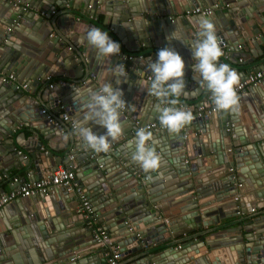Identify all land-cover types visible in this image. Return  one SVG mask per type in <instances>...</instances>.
Returning a JSON list of instances; mask_svg holds the SVG:
<instances>
[{"label": "water", "instance_id": "1", "mask_svg": "<svg viewBox=\"0 0 264 264\" xmlns=\"http://www.w3.org/2000/svg\"><path fill=\"white\" fill-rule=\"evenodd\" d=\"M92 1L94 0H21L14 5L10 0H0V45L2 39L7 37L5 33L7 26L19 20L22 24V18H31L32 14H25V10L20 4L27 3V8L37 7L39 4L42 11L55 12L54 15L48 16L47 22L48 29H54L56 32L55 42L59 41L60 45L72 42L86 46L87 42L82 38L86 36L91 27L97 26L89 18V13L93 16L95 12L86 11ZM125 1L131 3L135 0ZM139 1L143 5L139 15H146L145 21H143L145 27L142 29L150 33L148 37L142 39L139 37V39L150 48L158 45L160 49L168 47V45L161 27V18L156 19L155 15L165 16L170 10L183 13L198 4L207 2L206 0ZM247 1L254 2L253 7L247 8V10L243 6L240 10H227L221 14L215 12L213 16L183 15L179 19V23L188 40L190 39L188 43H191L198 35L199 20L207 18L216 27V35L223 51L218 63L228 64L230 67L231 64L238 63L242 52L251 51L248 45L241 47L243 42L255 40L258 44H264V15L257 6L258 0ZM216 3L217 6L213 5L212 8L216 9L225 5L230 7V4L224 0H216ZM235 5L237 6V4ZM17 26L19 25L14 26L13 33L15 35H17L15 32L18 29ZM97 28L99 27L97 26ZM74 37L76 38L74 39ZM8 38L3 41L5 46L12 41L11 38ZM12 48L16 49V47H10L11 52H9L12 54L11 57H14L11 62L13 67H10V71L7 73L11 71L19 73L21 65L31 67L32 62L28 63L27 61L29 58H25L20 50L15 54ZM89 49L93 50L91 52L93 58L89 60H85L88 56L86 49L75 52L72 50L69 54L62 51L58 55V57L62 55L64 60L65 58L70 59L72 56L70 59L72 61V53H74L77 56V62H80V74L76 72L77 75H71L69 72L67 77H60L55 84L46 82L39 98L32 100L25 98L24 101H21L22 94H20L17 98L13 97L11 102L5 103L9 124L5 129L6 134L2 138L6 141L7 154L19 157L15 150V144L9 140L8 136L16 126L23 124L25 127H29L32 136H41L40 134H42L35 143H31L34 145L33 147L28 148L29 144L25 141L23 149H30L32 153L23 164L33 162L37 175L41 166L50 167L49 159L56 154L55 147H52L50 143L58 130L46 121L45 114L39 112L43 108V95L49 93L51 98L47 100L50 107H57L58 100H60L61 104L66 105L73 112H81L80 105L73 100L74 89L82 91L98 89L102 85L100 77L101 80H104L102 78L105 75L107 82H111L114 87L117 86L112 69L115 65L122 63L125 65L127 80L119 87L124 92L123 99L128 106L121 112L124 133L118 140L111 142V144L114 143V147L112 145L110 147L112 149L111 157L115 158L116 163L110 168H100L97 171L100 162L95 159L96 163L93 165V169L96 170L95 180L97 183L84 189L98 218H103L101 222L107 220L103 215H110L109 219L112 220L106 223L108 227L105 228L110 231L109 227L117 226L116 229L110 231V234L121 236L117 240V244L120 246L122 254L139 251L140 254L134 264H264V232H258V235L256 232L250 237L245 236L244 239L247 243L232 244L228 248L220 249L218 253L212 251L214 249L204 241V233L200 234V241L204 242V246L210 248L207 247L206 252L203 253L204 248L202 254L197 257L194 255L195 253L200 254L199 248L189 244L185 245L188 241L176 246L179 243L176 239L184 234L213 224L210 213L217 210L218 205L204 208V205L210 203H198L201 198H209L207 200L210 202H216L224 197L237 195V198H234L237 200L234 201L237 213L248 212L254 205L264 206V121H262V125L259 122L256 124L255 118L254 126L245 127L241 123L239 111L235 113L218 111L208 116L193 118L191 123L186 125L179 134H169L167 129L149 130L153 133L155 141L153 147L161 157V163L160 169L145 173L139 164L131 159L133 149L129 147V143L134 139L140 126L159 119V114L155 110L156 99L149 96L146 89H142L140 86L141 81L148 82L147 76L151 75L148 64L157 59L158 51L154 50L147 58L136 56L127 59L122 57V53L111 59L98 60L96 51L93 48ZM262 53V51L258 52L259 55ZM191 59L195 63L193 57ZM17 61L19 65H13ZM14 66H17L16 69ZM191 66L192 63L186 66L187 90L195 89L197 95L207 93L206 86L203 89L199 87L196 74L193 73ZM263 66L264 64L259 65L256 69ZM46 68L44 66L41 70L44 71ZM188 68L191 70L189 71ZM243 74L244 77L239 80L246 77L247 73L243 72ZM47 77L46 73L44 82L47 81ZM120 79L123 82L125 78L120 77ZM0 83L2 82L0 81ZM31 84H28L27 90H30ZM50 85L52 86L50 87ZM255 90L264 96V84L256 86ZM190 92L192 96L195 95L194 92ZM238 97L240 99L242 95L239 94ZM259 107L264 112L263 102L259 103ZM92 128L98 135L106 133V129L102 126L92 125ZM65 135L66 145H69L70 149L73 147L75 150L81 151L90 149L78 136L69 134V132ZM22 136L24 137V132ZM44 146L49 149L42 151ZM90 152L95 151L91 150ZM88 155L89 153H87ZM62 159L63 156L56 154L55 166L60 164ZM159 170H163L165 176L170 173L175 174L176 183H183L181 187L177 188V191H173L183 190L182 193H185L187 190H191L190 192L193 193L191 197L196 204L192 202L194 203L192 209L184 212L180 216V220L166 222L161 217V215L163 217L165 215L163 207L166 203L159 201L158 196L161 191H156L154 188L156 186L154 176ZM239 183L240 185H238ZM52 196L40 194L32 196L35 210L30 215L22 213L17 218H9L3 210L0 215L1 218L3 217L0 223V264H26L24 255H30L32 250L39 257L40 264H82L80 258L93 251V249L91 250L94 243L92 228L82 226L84 219L82 213L77 212L76 195L60 186L57 194ZM19 201L17 199L16 203ZM140 223H144L146 228L139 229ZM80 234L84 235L83 238L76 239ZM138 235L147 245L150 243L158 245L161 252L157 255L150 252L143 253L144 245L140 243ZM85 238L87 239L85 240ZM189 251H195L194 255L187 256ZM107 257L106 250L99 248L96 255L85 256L86 263L83 264H91L93 258L99 259V262L95 264H105ZM50 261L51 263H49Z\"/></svg>", "mask_w": 264, "mask_h": 264}, {"label": "crops", "instance_id": "2", "mask_svg": "<svg viewBox=\"0 0 264 264\" xmlns=\"http://www.w3.org/2000/svg\"><path fill=\"white\" fill-rule=\"evenodd\" d=\"M14 1V0H13ZM16 1V0H15ZM21 1V0H20ZM102 1L99 3L98 1L94 0L92 1L88 8L87 12H95L93 16L89 13V18L95 23L99 28L103 29L105 32L109 34V36L116 42H118L121 45V55L123 53V58L131 59L132 57H140V58H147L149 57L154 50L159 51L160 46L154 45L151 48L146 43L141 41L139 37L146 38L149 36V32L147 30H143L142 28L145 27L143 21L145 14H140V11L142 9V6L139 0L126 2L125 0H99ZM206 3L198 4L200 7H212L213 5H217L216 0H206ZM228 2L230 7L222 6L218 7L216 9L213 8V13L210 16H213L215 12L217 14H221L222 12H225L227 10H240L241 8H251L253 7L254 2H248L247 0H224ZM22 4V7L25 3ZM237 4V6L235 5ZM257 6L262 10V14L264 15V0H258ZM40 5L38 4L37 7H31L26 8L25 14L29 13L32 14L31 18L26 17L25 19L22 18V24L21 22L17 21L16 23L10 24L12 26V30L7 32L5 28L6 38L10 37L11 42L13 44L17 45L16 49L12 48V51L16 54L17 51H21V53L24 54L25 58L27 59L28 63H31V67L29 65H21L20 72L15 73L11 71V73H14L17 77V81H26L28 84H31L30 90L26 89H20L16 87V84L13 82H7V83H0V194L7 193L12 189V183L13 179L17 177L20 181L23 180H34L36 179L39 174H36V170L34 167L33 162H29L28 164L24 165L23 163L30 158V155L32 151L30 149H23L25 141L28 142V148L33 147L34 145L31 143H35L42 134L32 136V132L29 130V127H25L23 124H20L19 126H16L12 133L8 136L9 140L12 141L15 144V150L17 151V155L19 157H16V155L12 156L11 154H7L6 151V141L2 138L6 134V126H8V118L6 116V109H5V103L11 102L13 100V97L17 98L22 94L21 101H24L25 98L27 99H35L40 97V92L43 89V87L47 84L46 82L51 83H57L59 78L61 77H67L68 73L72 75H77L81 73L80 70V62H77V56L73 54L72 61H70L69 58H64L62 55L58 57L60 52H69L71 53L72 50L81 51L82 49H86V52H88V56L85 58V60L92 59L93 56L91 55V52L93 50H90L89 45L82 46L79 44H73L72 42L64 43L60 45V42H55L56 32L55 30H49L47 26V22L49 20L48 16L54 15L55 12H50L42 15V10L39 8ZM57 11V10H56ZM85 11V12H86ZM184 15V12H173L169 11L168 14L165 16L161 15H155L156 19L161 18V27L163 29L165 42L168 45V47L173 48L176 50L184 59L186 66L191 64H194L192 61V51L189 46H187L183 41L172 39L168 40L167 37L171 35L172 32L176 30V28H179V32L177 33L182 39L188 40L187 35L182 30V26L180 25L179 19ZM38 16V17H37ZM185 16V15H184ZM197 16L204 17L202 14H197ZM168 17H176L174 20H168ZM165 20V21H163ZM163 21V22H162ZM46 22V24H44ZM130 22V23H129ZM128 24L126 27L125 25ZM17 26L18 29L17 35H15L14 32V26ZM82 26H84V23H82ZM96 26V27H97ZM20 27V28H19ZM146 29V28H145ZM152 27L150 28V30ZM13 33V34H12ZM258 37V36H257ZM6 38L2 39L1 45H0V72L7 73V71H10V67H13L11 62L14 57H11L12 54L9 53L10 47L9 45L5 46L3 41L6 40ZM8 38V39H10ZM76 37H74L75 39ZM151 41L152 39H148ZM161 42V41H160ZM70 45V46H68ZM249 46L251 48L250 52H242L240 58L238 59V63L231 64V68L237 72L239 75V79L244 77L243 72H246L247 74L253 70L250 71V69H256L257 67L262 66L264 64V44H258L256 41L250 42H243L241 47ZM70 47V48H69ZM259 51H262L263 53L261 55L258 54ZM14 54V55H15ZM65 53V55H67ZM86 56V54H84ZM90 57V58H88ZM19 65V62L17 61L13 65ZM17 66H14L16 69ZM47 67L46 70H41L43 67ZM192 67V66H191ZM189 71L191 70L188 68ZM46 73L48 74L47 81H43L44 77L46 76ZM54 73V74H53ZM44 74V76H43ZM104 80L100 81L102 83H107L106 75ZM50 84V83H49ZM54 87V86H53ZM48 89V88H47ZM250 89V90H249ZM249 90V91H248ZM189 94L186 96H181L179 98V104L180 105H189V106H195L199 103H202L207 93H203L201 95H197L195 92V89L188 90ZM194 92V96L191 95V92ZM242 97L239 99V112H240V119L241 123L245 127H252L255 125L254 119L256 121V124L259 122L260 125H262V121H264V112L261 111L259 107V103H264V96H261L259 92L255 90V87H248L244 92L241 93ZM26 96V97H25ZM42 107L44 109H47V111L50 114H53L55 116H59L61 112H59L58 107H50L49 102L47 99H50L49 93H45L43 95ZM192 96V97H191ZM20 102V101H19ZM17 105V103H15ZM71 115V121L76 123L78 120L82 118L83 113L82 112H73L72 109L69 110ZM58 133L55 134V136L51 139L52 142L50 143L52 147H55V152L58 155L63 156L62 162L55 166L54 158L56 157V154H54L49 160L51 164L50 167L41 166L42 168H50L55 169L57 167L61 166H67L70 163V156L72 155L73 159L75 161H78V167L76 170V180L79 183V185L82 187V189H86L92 187L97 183L95 178L97 175L95 174L96 170H100V168H110L112 165L116 163L115 158L111 157L112 149L109 150L106 154H98L94 157H90V151L92 149H84L81 150H75V148H69V145H66V133L69 134L73 132V128H71L70 122L64 123V125L60 128L54 126ZM155 130V129H154ZM24 132V137L22 136ZM186 133V132H185ZM184 133V134H185ZM26 137V140H25ZM32 137V138H31ZM31 138V140H29ZM49 148L47 146H44L42 151L48 150ZM22 153V154H21ZM87 153L89 155L87 156ZM24 154V155H23ZM26 157V158H24ZM20 158V161L18 159ZM97 159L100 164L98 166V169H93V165L96 163ZM40 169V170H41ZM160 169V168H159ZM155 178V190L161 191L159 192V201L162 203H166L164 208V217L161 215L162 218H164L163 221L168 222L169 220H180V216L186 212L189 209H192L194 202V199L191 197L192 192L191 190H187L185 193L183 190L175 192L173 190H178V187H181L183 183H176L177 178L175 177V174H169L167 176L163 175V170L157 171V173L154 176ZM190 183V181H189ZM17 186V184H14ZM58 187H55L51 193L47 194L52 196L53 194H57ZM63 187V186H62ZM65 188V187H63ZM68 191V190H67ZM72 192V191H69ZM84 192L87 195V192L84 190ZM74 193V192H73ZM248 193V192H246ZM75 194V193H74ZM46 196V195H42ZM88 196V195H87ZM53 197V196H52ZM89 197V196H88ZM77 198V197H76ZM235 196L230 197H224L223 199L216 201V202H210V200H207L209 198H201L202 204H208L204 205L203 207H215L218 205L217 210L210 213L212 216L210 218H213V224H210L208 226H203L201 228L196 229L194 232L184 234V236L179 237L176 239L179 243L176 244V246H179V244L182 245L184 241H188L186 244L193 245L199 248V253H195V251H189L187 253V256L194 255L197 257L198 255H201L204 248L206 252L207 247L204 246V242L200 241L199 237L200 234H203L204 241L207 242L212 249V251H220L222 248H228L230 245H242L243 243H247V241L244 239L245 236L254 235L257 232L262 233L264 232V206L258 207L257 205H254L252 207H255L254 211H248L243 212L240 211L239 213L235 212V206H234V200ZM19 199L20 201L16 203V200ZM15 200H12L2 206H0V215H2L3 210L7 213L6 216L9 218H17L21 214L28 213L29 215L33 213L35 203L33 202L32 196L31 197H19ZM236 199V198H235ZM78 200V199H77ZM90 200V199H89ZM192 200V201H191ZM91 201V200H90ZM191 201V202H190ZM208 201V202H207ZM194 202V203H192ZM79 203V201H78ZM197 203V204H198ZM196 204V203H195ZM199 204V205H202ZM93 207V206H92ZM189 207V208H188ZM251 207V208H252ZM188 208V209H187ZM201 208V207H200ZM239 208V206H237ZM78 209V205H77ZM203 209V208H201ZM240 209V208H239ZM78 212V211H77ZM103 217H106V222H101L103 218H98V221L103 226L108 225L106 223H109L112 219H109L110 215L105 214ZM3 218V217H2ZM2 218L0 217V223ZM84 219V217H83ZM84 223L82 226H89L84 219ZM181 224H183L181 222ZM141 230L145 229L146 226L144 223L139 224ZM110 231L117 228V226H111L109 227ZM255 229V230H254ZM109 231V232H110ZM83 234H80L76 239L83 238ZM116 241L121 237L119 235L114 236ZM197 238V239H196ZM87 238H85L86 240ZM250 244V243H249ZM91 250L92 252H89L88 254L84 255V257L80 258V262L86 263L85 256H88L90 254L96 255L97 249L100 247H97L93 244ZM158 245L156 246L154 243H150L148 245H144V252H150L151 254H156L161 252V249H158ZM96 248V249H95ZM210 248V247H209ZM211 251V252H212ZM134 252L126 254L122 257L120 262L125 264H134L135 260L138 258V255L140 253ZM76 253V252H75ZM218 256L220 254H217ZM97 257V256H95ZM26 264H40L39 257L37 256L36 252L33 250L30 252V255H24ZM54 261V260H53ZM99 262V259L93 258L91 264H95ZM51 263V261L49 262ZM47 264V263H46ZM105 264H108L107 261Z\"/></svg>", "mask_w": 264, "mask_h": 264}, {"label": "clouds", "instance_id": "3", "mask_svg": "<svg viewBox=\"0 0 264 264\" xmlns=\"http://www.w3.org/2000/svg\"><path fill=\"white\" fill-rule=\"evenodd\" d=\"M198 26V35L191 43L177 34L178 27L167 39L181 40L190 47L195 61L192 71L196 74L199 87L203 89L206 86L211 93L215 110L238 112L239 97L236 86L239 75L228 64L218 63L223 51L214 23L207 18H201ZM82 39L96 51L98 60L111 59L121 53V45L100 28L91 27ZM9 47L18 46L10 41ZM148 70L151 76L148 82L141 81L140 86L146 89L149 96L156 99L155 110L159 114L160 125L167 129L169 134H179L193 119L191 111L177 107L179 98L189 94L185 80V61L176 50L165 47L158 51L154 62H149ZM112 74L116 78L115 87L111 82H107L95 90L74 89L73 100L80 105L83 115L75 123L72 134L78 136L86 147L98 154L109 152L111 142L118 140L124 133L121 112L128 105L123 99L124 92L119 85L127 80L125 65H115ZM120 77L125 78L123 82ZM92 125L104 127L106 133L96 134ZM154 143L153 133L145 128L137 130L134 139L129 143V147L133 149L131 159L139 164L145 173L160 167L161 157L153 147Z\"/></svg>", "mask_w": 264, "mask_h": 264}, {"label": "built area", "instance_id": "4", "mask_svg": "<svg viewBox=\"0 0 264 264\" xmlns=\"http://www.w3.org/2000/svg\"><path fill=\"white\" fill-rule=\"evenodd\" d=\"M14 5L18 4L20 0H10ZM27 3L24 4L23 9L27 8ZM217 6V5H215ZM47 12L42 11V15ZM213 13L212 7H200L196 6L192 9L184 11L185 16L202 14L204 16L211 15ZM170 20L176 19V17H169ZM12 22L11 24L13 25ZM12 30V26H7L6 31L9 32ZM147 79L149 80V77ZM0 81L3 83L13 82L16 84L17 88L28 89V83L26 81H17V77L14 73H3L0 72ZM264 84V66L249 72L246 77L238 81L236 86L237 95L244 92L248 87H256L258 85ZM52 85H50L51 87ZM58 110L61 112L59 116L50 114L47 109L42 108L39 112L45 114V119L49 124L56 126L58 128L62 127L64 123L70 122L71 128H74L75 123L71 121V115L69 112V107L60 103L58 100ZM179 107L191 111L193 118L208 116L218 111L215 110L214 105L211 102V93H207L202 103H199L195 106L189 105H180ZM140 128H145L146 130H157L165 129L160 125L159 119L149 121L140 126ZM114 147V143L111 144ZM111 149V148H110ZM100 154V153H99ZM106 154V153H101ZM97 155L96 152H91L90 157ZM73 156H70V163L67 166L57 167L55 169L42 168L39 172V176L34 180H23L20 181L17 177L13 179L12 189L7 193L0 194V206L15 200L19 197H31L35 195H47L58 186H63L68 191L75 193L79 203L77 211L82 213L84 219L86 220L89 227L92 228V238L94 240V245L106 250L107 263L108 264H125L120 262L124 256L120 250V246L117 244V241L110 232L99 223L98 216L94 211L89 197L86 195L82 187L76 180V170L78 167V161H75ZM26 158V157H24ZM232 170V168H230ZM14 184H17L14 185ZM240 185V183L238 184ZM237 198V195L235 196ZM255 207L251 208V211H254ZM239 213V212H238ZM140 243L147 245L138 235Z\"/></svg>", "mask_w": 264, "mask_h": 264}]
</instances>
